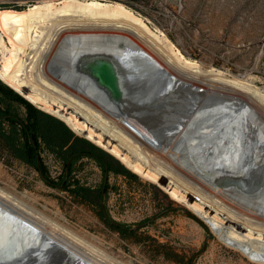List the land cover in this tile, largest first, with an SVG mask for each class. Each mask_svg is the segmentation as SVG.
Here are the masks:
<instances>
[{
    "label": "bare ground",
    "instance_id": "obj_1",
    "mask_svg": "<svg viewBox=\"0 0 264 264\" xmlns=\"http://www.w3.org/2000/svg\"><path fill=\"white\" fill-rule=\"evenodd\" d=\"M96 56L124 70L119 100L81 67ZM250 78L204 69L115 0L0 8L6 85L264 264V92ZM19 197L0 185V243L18 264H125Z\"/></svg>",
    "mask_w": 264,
    "mask_h": 264
},
{
    "label": "rangeland",
    "instance_id": "obj_2",
    "mask_svg": "<svg viewBox=\"0 0 264 264\" xmlns=\"http://www.w3.org/2000/svg\"><path fill=\"white\" fill-rule=\"evenodd\" d=\"M127 2L121 3L152 29L163 32L185 56L198 61L204 69L217 68L237 77L251 76L249 70L257 62L264 42V0ZM31 3L0 0V8H25ZM15 106L24 114L23 106ZM41 158L49 175L57 177L62 162L44 148ZM74 175L92 188H98L103 180L102 171L92 158L78 161ZM135 175L136 178L109 173L104 208L113 221L136 228L139 241L124 237L101 219L97 204L79 203L68 192L47 185L34 167L9 158L3 151L0 156L1 186L49 217L64 222L125 264H258L225 242L204 219L172 200L159 185ZM3 246L7 245L0 243V261L18 264L17 249L9 246L6 252Z\"/></svg>",
    "mask_w": 264,
    "mask_h": 264
},
{
    "label": "trees",
    "instance_id": "obj_3",
    "mask_svg": "<svg viewBox=\"0 0 264 264\" xmlns=\"http://www.w3.org/2000/svg\"><path fill=\"white\" fill-rule=\"evenodd\" d=\"M128 3L127 0H118ZM22 9L20 7H14ZM15 104L24 107L20 114ZM44 148L62 162V170L52 178L41 158ZM0 156L2 151L9 158L34 167L45 183L68 192L79 203L97 204L98 215L126 238L139 241L137 229L113 221L104 208L109 191V173L137 177L110 153L90 140L77 135L59 118L40 110L0 79ZM82 158H92L99 165L103 180L98 188L85 185L74 175L75 164ZM107 218V219H106Z\"/></svg>",
    "mask_w": 264,
    "mask_h": 264
},
{
    "label": "water",
    "instance_id": "obj_4",
    "mask_svg": "<svg viewBox=\"0 0 264 264\" xmlns=\"http://www.w3.org/2000/svg\"><path fill=\"white\" fill-rule=\"evenodd\" d=\"M81 67L86 70L94 78V80L109 93L111 98L115 100L122 98L125 81V73L122 67L114 63L112 60H108L99 56L86 60L81 65ZM21 260L23 261V259ZM3 263L4 262L0 261V264Z\"/></svg>",
    "mask_w": 264,
    "mask_h": 264
},
{
    "label": "built area",
    "instance_id": "obj_5",
    "mask_svg": "<svg viewBox=\"0 0 264 264\" xmlns=\"http://www.w3.org/2000/svg\"><path fill=\"white\" fill-rule=\"evenodd\" d=\"M32 2L35 0H31ZM14 8V7H13ZM249 73L253 78H250L254 86L264 92V42L257 62L250 68ZM250 76V75H246ZM245 77V76H244Z\"/></svg>",
    "mask_w": 264,
    "mask_h": 264
}]
</instances>
